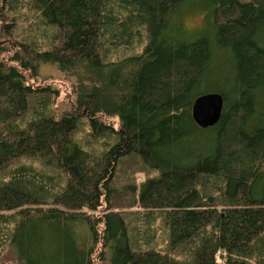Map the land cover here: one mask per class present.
<instances>
[{"label":"trees","instance_id":"trees-1","mask_svg":"<svg viewBox=\"0 0 264 264\" xmlns=\"http://www.w3.org/2000/svg\"><path fill=\"white\" fill-rule=\"evenodd\" d=\"M0 20V255L264 264V0H0ZM44 64L75 76L71 113Z\"/></svg>","mask_w":264,"mask_h":264},{"label":"rangeland","instance_id":"rangeland-1","mask_svg":"<svg viewBox=\"0 0 264 264\" xmlns=\"http://www.w3.org/2000/svg\"><path fill=\"white\" fill-rule=\"evenodd\" d=\"M180 22L185 31L193 34L203 28L205 24V14L198 8H189L180 14ZM14 42L1 31L0 20V60H5L15 51ZM37 84L50 85L58 90V98L54 105V113L56 117L64 114H69L73 111L76 104V95L73 93V88L76 84L74 75L67 74L55 65L44 64L40 68V76ZM105 121L117 124V118H104ZM144 175L137 176V181L141 182ZM0 264H21L13 254V251L8 249L0 255Z\"/></svg>","mask_w":264,"mask_h":264},{"label":"water","instance_id":"water-1","mask_svg":"<svg viewBox=\"0 0 264 264\" xmlns=\"http://www.w3.org/2000/svg\"><path fill=\"white\" fill-rule=\"evenodd\" d=\"M223 110V98L217 93L200 95L192 107L193 117L202 128L211 127L220 120Z\"/></svg>","mask_w":264,"mask_h":264}]
</instances>
